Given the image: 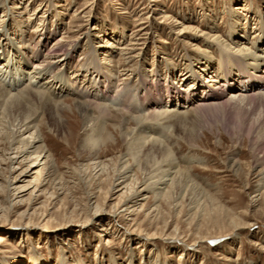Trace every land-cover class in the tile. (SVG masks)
I'll return each instance as SVG.
<instances>
[{
    "label": "rangeland",
    "instance_id": "rangeland-1",
    "mask_svg": "<svg viewBox=\"0 0 264 264\" xmlns=\"http://www.w3.org/2000/svg\"><path fill=\"white\" fill-rule=\"evenodd\" d=\"M245 5L247 10L233 12L241 22L249 21L248 30L253 27L242 41L254 49L259 31L254 32L261 28L257 18L264 19V0H0V29L8 28L4 34L17 49L23 45L18 27L22 25L21 33L34 51L35 43L43 40L46 50L64 36L65 47L73 46L66 64L69 77L79 74L73 80L78 90L93 92L95 77L117 70L112 91L123 81L135 93L140 87L137 74L142 72L149 75L150 89L157 95L161 91L168 100L169 85L173 83L179 92L187 75L198 70L199 58L208 54L211 62H218L217 43L209 44L199 34L215 33L229 41V11ZM38 23L45 27L46 39L33 32ZM139 24L144 26L142 31ZM189 25L194 30H182ZM105 40L138 44L130 46L135 48L129 53L130 61H118V50L112 48L113 61L107 64ZM1 56L0 64L6 61ZM212 67L201 73L203 79L213 72L220 75V69ZM122 69L132 78L117 77ZM22 81L18 87L27 81L25 76ZM83 98L79 93L62 95L69 108L57 115L46 97L47 103H32L35 124L41 125L52 158L49 170L40 172L41 163L30 170V160L14 159L11 164L7 157L14 156V150L7 149L6 139L0 140V264H227L229 258H239L240 264H264V97L197 116L185 113L146 121L155 126L166 155L150 143L129 151L130 134L117 129L123 115L113 111L116 115L105 119L102 134L94 138L98 144L106 141L105 146L100 144L96 159L103 162L104 171L94 165L91 148L98 144L90 140L85 120L74 108V100ZM196 99L179 102L190 105ZM16 117L8 113L0 128L6 133L18 128L11 125ZM124 126L132 129L134 124ZM17 137L10 144L17 145ZM124 160L132 170L133 190L142 189L151 174L159 175L171 162L167 179L181 172L174 197L164 199L157 197L159 190L146 191L136 197L145 198L138 200L133 214L121 211L123 201L133 193L112 188ZM96 204L104 211L97 212ZM135 225L144 232L142 236L130 232ZM235 225L244 227L235 233ZM150 233L160 238L145 240ZM217 235L222 237L214 238ZM200 237L209 238L202 242L203 249L191 246Z\"/></svg>",
    "mask_w": 264,
    "mask_h": 264
},
{
    "label": "bare ground",
    "instance_id": "bare-ground-1",
    "mask_svg": "<svg viewBox=\"0 0 264 264\" xmlns=\"http://www.w3.org/2000/svg\"><path fill=\"white\" fill-rule=\"evenodd\" d=\"M15 8L21 7L17 5ZM247 8L248 7H246V5L241 7L236 6L229 11L232 20L228 30L230 37L229 41L221 38L220 35L215 33L201 32L199 34L205 38L204 40H206L207 43H217L219 52L218 62L216 64L211 62L213 57H210L208 54L199 58L197 62L198 70H196L195 75H187L186 80L184 79L182 83L183 87L179 88V92L177 91V86L173 83L169 85L171 91L167 95L170 96L168 100L161 96V91H159L160 95H157V92H154L153 88L150 89L152 85L146 78L149 75L146 73L143 74L142 72L137 74L140 87L135 89V93H132L130 87L127 85L128 83L123 81L117 82L118 84H116V89L112 91V81L115 80L113 75L116 77V69L115 73L103 72L101 73V76L95 77L92 81L94 87L93 92H90V90L87 89L78 90V86H76L73 80H77V76L79 74L75 73L72 74V77H69L67 72L68 65L66 64L67 58L70 57V50H72L73 46H69L68 48L65 47L64 36L56 39L46 50L43 49L45 48V42H43V40L42 43L41 41L35 43L33 45H36L34 51V49L31 50L30 48L32 47L30 40L26 39L25 35L21 33L22 25H18L20 33H16V30H14L15 32L13 31L14 34L19 33V36L23 41V45L17 49L13 48L14 43L11 42V38H9L6 33L4 34L6 30L8 31V28L5 27L4 29H0V33L3 31L4 35L3 37L1 34L2 40L0 41V56L2 55L1 57L6 58V61L1 62L0 64V126L4 123V119L7 118L8 113L12 116H17L14 118V121L11 122V125H13V127L19 125L15 130L12 129L10 132H7L8 134L6 131H3L4 127L0 128V140L6 139L9 143V147L7 149L14 150L12 152L14 156L7 157V159L10 160L11 164L14 159H21L20 162L23 163L30 160L29 167H32L30 170L41 163L42 169L40 172H43V170L46 169L49 170V168L53 167L51 155L46 148V145H44L46 140L45 134L43 133L41 125L38 123L35 124L36 111L34 104L32 103H40L42 101L47 103V99L50 101L49 105L51 110L54 109L55 115H57L60 109L69 108V106L60 99V97L64 94L68 95L79 93L81 94V97H84L83 100L80 101H78L79 99L74 100V108L85 120L84 130L90 131L88 136L90 140H94L93 144H98L99 142V140L97 141V139L94 138L102 134V124L105 123V119L116 115V113L113 114V111H120L123 118L120 119L119 124H121L117 126V129H119L122 134H130L128 137L131 139L128 146L129 151L137 149L146 143H150L152 145L151 148L156 147V149L161 151L164 155L167 154V150L165 148L166 146L156 134L158 132H156L157 130L155 129V126L152 123L146 124V121L149 120L156 122L157 119H170L172 117L174 119V117H179L180 114L185 113L197 116L203 113V111L216 110L224 107V105L234 102L236 103L252 98L264 97V49L262 48L264 43V19L262 16L257 18V23L261 25V28L260 30H256L254 32L257 34L259 31L257 34V36H259V40L258 45L252 49V47L248 46L246 42L242 41V39L247 40L246 31H249L253 27H250L248 30L249 21L246 20L241 22V20L237 18L238 16L235 15L236 13L233 12H238L240 9L245 11ZM31 18L32 17H28V20ZM139 23H143V21H140ZM38 24V26H34L33 32L38 35L40 34L44 39H46L45 27L41 23ZM141 25L142 24L137 25L140 26L138 28L140 31L144 29V26ZM42 27L44 28L40 32ZM183 29L194 30V27L192 25L186 27L182 26V30ZM195 31L196 33H199V30L196 28ZM40 43L42 45H40ZM104 44L106 49L109 47V49L107 51L105 49V52L103 53L106 58V63L109 64L113 61L111 53L112 48L115 49V51L118 50L117 54L120 56L118 61H130L131 56H129V53L135 49L130 46H135L138 42L130 40L128 44H117L114 43V41L111 42L110 40H105ZM208 52L210 53L211 51ZM28 64H30V68L27 67ZM193 64L194 63L190 66H194ZM212 65L217 66V69H220L219 74L221 76L216 75L214 72V74L210 72L212 74L203 79L201 73L206 70L212 71ZM113 67L117 68V65ZM55 70H57L56 73H54ZM123 70L124 69L118 71L119 76L117 77L124 75L125 77L123 79L125 80L132 78L130 74L126 72L124 73ZM61 72L64 74L58 75ZM66 72L67 74H65ZM24 76L27 81H24L23 85L18 87L22 84ZM189 81L191 82L190 85H186ZM183 91H185V93L187 91V93L183 94ZM193 92L195 95H193ZM172 93L176 95L173 97ZM193 98L198 99H196L194 103L188 105L187 103L192 101ZM54 99L55 101L53 102ZM180 99H185V102L187 103L179 102ZM16 110L19 111L18 115H16ZM25 110H27L26 114L24 112ZM130 110L131 112H138V114H132V117H130L131 112H128ZM20 112L23 113L21 114ZM127 114L129 116H127ZM15 121H17L16 125L14 124ZM130 122L134 124V127L132 129H126L124 125L130 124ZM20 132L21 134H19ZM16 134L20 137L17 141V145L10 144L11 141L16 139ZM26 134L27 136H25ZM110 138L111 136L108 134L107 140L109 141ZM105 142L106 141H100L95 149L91 148L94 160L98 157L97 155L100 144L105 146ZM121 158L124 157L122 156ZM167 163L169 169L162 171L156 176H152L151 174V176L147 179V181H150L147 183L145 182L146 184L142 189L136 188V190H133L132 186H130L131 182L134 180L129 181V179L133 177V175L130 174L132 170H130L129 165L125 160L120 164L116 173L117 177L114 180L115 182L112 184V188L113 190L115 189L114 192L121 191L125 188L133 191V193H130V197H128L125 202L123 201V206L121 207L124 208L121 211L133 214L136 210L138 200L145 198L141 197L136 199V197L144 195V192L146 191L154 192L159 190L160 192H155L157 197L159 196L164 199L174 197V188L178 182L177 175H180L181 172L180 170H177L174 177L167 179L169 171L173 168L171 162ZM95 164L98 166V161L94 162V165ZM99 165H101L100 170L102 169V171H104L105 165L103 162ZM168 181L169 184L167 183ZM96 210L97 212L104 211L103 207L101 208L98 204H96ZM248 225H250V223H248ZM243 227L244 226L242 225H235L232 232L238 233V230ZM130 232L135 233L138 236H142L144 233L136 225L132 230H130ZM159 235L160 234L157 233H150L143 238L145 240H154L156 238H160ZM218 237H222V235L214 236V238ZM207 239L209 238L200 237L199 239L192 241L190 244L195 248L198 247L203 249L202 242ZM0 240H3L2 237H0ZM184 254H186V252H184ZM215 255L221 254L216 253ZM181 257L182 256H180V258ZM223 258L224 255L221 259ZM227 264H240L239 258H229V260H227Z\"/></svg>",
    "mask_w": 264,
    "mask_h": 264
}]
</instances>
